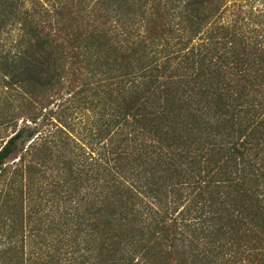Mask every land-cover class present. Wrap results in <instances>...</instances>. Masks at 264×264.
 <instances>
[{
    "label": "trees",
    "instance_id": "1",
    "mask_svg": "<svg viewBox=\"0 0 264 264\" xmlns=\"http://www.w3.org/2000/svg\"><path fill=\"white\" fill-rule=\"evenodd\" d=\"M0 80L49 264H264V0H0Z\"/></svg>",
    "mask_w": 264,
    "mask_h": 264
},
{
    "label": "rangeland",
    "instance_id": "2",
    "mask_svg": "<svg viewBox=\"0 0 264 264\" xmlns=\"http://www.w3.org/2000/svg\"><path fill=\"white\" fill-rule=\"evenodd\" d=\"M13 97L7 92V88L1 85L0 80V146L2 141L7 138L13 131V126L7 125L4 122V117L7 115L9 101L13 104L15 101ZM19 126L23 125L19 121ZM34 204L38 203L36 200ZM15 202H5L0 199V211H2L0 224L1 242L6 244L0 248V264H49V259L55 253L53 242L55 235L48 233V226L52 218H39L40 215L51 214V203L43 209L39 215H33L31 221H24L22 228H17L15 236L12 235V228L15 224L12 222L9 215L15 211ZM41 217V216H40ZM46 239V240H45Z\"/></svg>",
    "mask_w": 264,
    "mask_h": 264
}]
</instances>
